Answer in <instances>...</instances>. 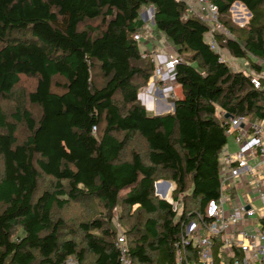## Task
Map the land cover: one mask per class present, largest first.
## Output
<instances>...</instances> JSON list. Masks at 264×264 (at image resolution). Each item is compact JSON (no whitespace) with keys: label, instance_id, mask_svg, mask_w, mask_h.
<instances>
[{"label":"trees","instance_id":"trees-1","mask_svg":"<svg viewBox=\"0 0 264 264\" xmlns=\"http://www.w3.org/2000/svg\"><path fill=\"white\" fill-rule=\"evenodd\" d=\"M209 1L218 15L236 2L248 12L245 29L221 23L229 34L214 38L260 73L251 55L264 59V0ZM147 5L154 28L181 58L173 69L181 96L172 99V112L156 115L138 96L139 81L155 70L134 39ZM186 16L179 0H0V97L11 98L21 75L35 77L27 99L40 109L35 117L18 102L9 117L0 107V264H64L70 256L78 264H119L110 216L81 221V243L63 236L65 222L54 209L89 198L108 211L119 203L131 210L132 264H175L184 219L218 195L225 113L264 118V75L254 87L250 75L219 60L209 28ZM98 18L97 27L80 28ZM16 123L29 131L21 142ZM40 172L51 177V189L37 195ZM161 178L181 202L179 215L155 194ZM87 251L94 256L88 263Z\"/></svg>","mask_w":264,"mask_h":264},{"label":"built area","instance_id":"built-area-1","mask_svg":"<svg viewBox=\"0 0 264 264\" xmlns=\"http://www.w3.org/2000/svg\"><path fill=\"white\" fill-rule=\"evenodd\" d=\"M179 1L185 4L188 13L210 21L211 25L217 23L218 28L222 27L221 33L229 34L219 23L217 6L209 0ZM206 37L219 60L232 69L243 70L251 76L254 87L260 86L258 77L264 75L261 62L254 60L262 69L260 73L249 67H234L236 59L220 47L211 29ZM134 39L139 40V35H134ZM180 60L177 55L170 56L163 68L157 69V75L173 71ZM225 118V134L232 137L235 147L222 150L217 197L207 203L203 212L184 219L181 234L174 241L175 264H264V118L242 115ZM156 186L160 194L171 190V184L163 186L162 181ZM166 199L179 215L180 201ZM116 231L119 264H132L125 233Z\"/></svg>","mask_w":264,"mask_h":264},{"label":"rangeland","instance_id":"rangeland-1","mask_svg":"<svg viewBox=\"0 0 264 264\" xmlns=\"http://www.w3.org/2000/svg\"><path fill=\"white\" fill-rule=\"evenodd\" d=\"M186 13H187L186 17H194V18L197 17L196 15H194L192 13L191 14L188 13L187 10H186ZM153 14H154V10L151 8L150 5L144 6V8H142V10H140V12H139V16L142 19V21L144 22V27L138 32L139 41L142 42L141 43V49L143 51H144V47L146 46V43H149L152 41H158V42L160 41V44L162 43V46H165V43H167V44L170 43L162 35H157L155 37L154 36L152 37V35L154 33H157L156 30L152 31V29H151L152 26L154 28ZM217 17H218L219 23H222L225 26L229 25V26L233 27L234 29H245L246 23H247L248 18H249V14L241 4L234 3L231 6V9L227 14L218 15ZM196 19H198V18H196ZM200 21L203 22L209 28L208 31L211 29V31L214 34L215 33H217V34L221 33L222 27L220 26V28H218L217 23H214L211 25L210 21H207V20H200ZM99 23H100V18L95 19V20L86 21L85 24H82L80 26V28H84L86 25H91V26L97 27L99 25ZM151 45H153V44H151ZM0 46H1V42H0ZM220 47H222V46H220ZM148 49H149V47H148ZM148 49L145 52L146 55L149 54L152 57V59H154L152 56L153 52H151V50L150 49L148 50ZM175 55H177V53H176L174 48L172 49V51H167L166 52V60L169 59L170 56H175ZM224 55H225V58L227 60H231V59H228L227 53H224ZM251 59H253L257 62H261L262 69L264 70V59L256 58L252 55H251ZM166 60H164V62H162V63H156L155 70L151 76H154L156 78L158 77V75L156 73L157 69H159V68L162 69L163 68L162 66L165 64ZM244 62H246L245 65H243V60H236L235 61L236 65H234V67H239V68L245 67V68H247L249 66V62L245 61V60H244ZM164 72H162L161 74L163 75ZM36 81L37 80L35 77L21 75L19 82L17 83V85L15 86V88L11 94L12 95L11 98L10 97L5 98L3 96L0 97V107L7 113V115L9 117H10L11 113L15 112V107H16V104L18 102L25 104V106L30 110V112L32 113L33 116H35V117L39 116V114H40L39 107L37 105H33V104L29 103L28 99H27V94L30 91L34 90V88L36 86ZM54 81L62 83L64 80L60 77H55ZM139 82L141 84H143L142 87L139 89V92L141 94H151L153 92V90L150 89V85H149L150 82H148L147 84L143 83L141 80ZM52 90L56 91V92H61L62 87L57 86L56 84H53ZM170 92L168 94V99H167L168 102H170L173 99V98H171L172 96H171ZM216 113L217 114L222 113V110H220L219 106L216 107ZM10 121L12 122L13 120L11 119ZM15 125H16V132H15L16 140L18 142H21V141L25 140V138L28 136L29 131L26 128V126L22 123H16ZM133 144L134 143H130L128 146V149H126L124 151V153L122 155L123 159H128L130 157V148L133 146ZM139 144L142 145L141 142H139ZM227 146L230 149H232V138H231V136L227 137V143H226L224 148H226ZM142 149H143V146H142ZM39 177L40 178H39V182H38L37 195H39L42 191H44L46 189H51V180H52L51 177L46 176L41 172L39 173ZM158 181H162L163 186H168L167 183H164L165 181H167L166 178H161ZM157 188L158 187L156 186L155 190ZM165 196H166V198H170V189H168L166 191ZM187 205H189V204L187 203ZM181 206L182 205L180 202L178 204V207H181ZM188 209L189 210L192 209V210L196 211V210H198V206L195 205V207L194 206L191 207V205H189ZM130 212H131V210H129L128 208L121 207L120 203L116 206L115 209L108 211V209L103 205V203L100 202L98 199H95V198H93V199H90V198L89 199H82V200H78L77 202H71V203H69V205L65 206L64 208H62L60 210L57 208L54 209L55 217H60L65 222V227L62 229L63 236L65 238H68V237L74 238L79 243H81L82 232L79 229L78 224L81 221H84V220L87 221L88 219H91L94 217L103 218V217H107V216H110L111 223L114 227H115V224L116 225L118 224L117 228H115V229L124 231L128 241H130V239H132V237H130L126 233V230L130 228V226L132 225V222H133V216L129 215ZM128 244H129V242H128ZM93 258H94V256L89 251H87L86 263L93 261ZM64 264H78V263H77V260L75 257L70 256Z\"/></svg>","mask_w":264,"mask_h":264},{"label":"crops","instance_id":"crops-1","mask_svg":"<svg viewBox=\"0 0 264 264\" xmlns=\"http://www.w3.org/2000/svg\"><path fill=\"white\" fill-rule=\"evenodd\" d=\"M144 8V6L141 7ZM151 28V27H150ZM152 31L156 30L152 26ZM157 33H154L152 37L157 35H162L156 30ZM163 36V35H162ZM153 44V45H151ZM149 49L151 52H153V61L156 63H162L164 60H166V52L172 51L173 46L171 43H165V46H162V43L160 44V41H152L149 43H146V46L144 49ZM154 47V48H153ZM148 49V50H149ZM246 62L243 61V65H245ZM150 85V89L153 90L151 94H141L138 92L139 99L141 100L142 104L145 106L146 110L150 114H164L168 112H172L174 109L173 101L170 102L167 101L169 92L171 93V98L174 97H180L181 96V89L178 84L174 82V74L173 71H165L163 75L158 76L157 78L154 76H151L147 83ZM146 83V84H147ZM168 92V93H167ZM232 138V137H231ZM234 143L232 140V149L234 148ZM225 149L229 150L230 148L227 146Z\"/></svg>","mask_w":264,"mask_h":264},{"label":"water","instance_id":"water-1","mask_svg":"<svg viewBox=\"0 0 264 264\" xmlns=\"http://www.w3.org/2000/svg\"><path fill=\"white\" fill-rule=\"evenodd\" d=\"M236 3H238V2H236ZM151 8L153 9V6H151ZM231 116H232V115L229 114V113H226V114H225V117H231ZM165 183H167L168 186L171 184V183L168 182V181H165ZM155 184L157 185L158 182H155ZM155 194H156L157 196L160 195V193L158 192V189L155 190ZM159 197H160L161 199H166V198H165V193H164V192H163Z\"/></svg>","mask_w":264,"mask_h":264}]
</instances>
